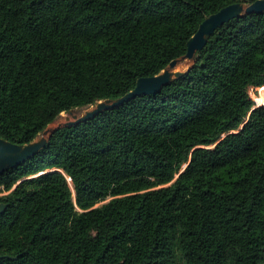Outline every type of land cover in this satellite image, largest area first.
Here are the masks:
<instances>
[{
	"label": "trees",
	"instance_id": "trees-1",
	"mask_svg": "<svg viewBox=\"0 0 264 264\" xmlns=\"http://www.w3.org/2000/svg\"><path fill=\"white\" fill-rule=\"evenodd\" d=\"M256 0H0V138L27 145L181 58L203 20ZM264 13L189 69L55 128L0 175V264H264Z\"/></svg>",
	"mask_w": 264,
	"mask_h": 264
},
{
	"label": "water",
	"instance_id": "water-1",
	"mask_svg": "<svg viewBox=\"0 0 264 264\" xmlns=\"http://www.w3.org/2000/svg\"><path fill=\"white\" fill-rule=\"evenodd\" d=\"M263 13L264 0H256L249 5L241 3L231 4L212 15H209L198 26V29L194 35L187 41L185 54L181 58L171 61L167 68H165L160 74L153 77L138 79L135 87L129 93L116 100H105L98 102L94 109L85 112L84 115L75 119L74 122H68L57 128L78 125L102 111L112 110L132 99H135L136 97L158 94L163 87L168 85L173 80L181 77L184 72L189 69L188 67L183 72L175 71V68L179 62L184 60L193 61L196 53L204 48L210 37L213 36L217 29L231 20L239 18L243 15H261ZM51 131L46 129L38 140H35L27 145H15L0 138V175L10 169L20 166L25 161L36 156L39 151L42 150L47 144V139L45 136ZM4 210L5 206L0 204V213H2Z\"/></svg>",
	"mask_w": 264,
	"mask_h": 264
},
{
	"label": "rangeland",
	"instance_id": "rangeland-1",
	"mask_svg": "<svg viewBox=\"0 0 264 264\" xmlns=\"http://www.w3.org/2000/svg\"><path fill=\"white\" fill-rule=\"evenodd\" d=\"M191 65V61H187V60H184V61H181L177 64L176 68H175V71H185L189 66ZM264 94V89L263 90H258V89H253L251 92H250V97L251 99L254 101V104L256 106H258V104L261 103V100L257 101V99H259V97ZM258 102V104H257ZM95 108V105L93 106H87V107H82V108H76V109H72L68 112H64V113H61L57 118L56 120L51 124L49 125L46 129L48 131H51L59 126H62L68 122H74L75 119L77 118H80L82 115H84L85 112L87 111H90L92 109ZM42 136V134H40L36 140H38L40 137Z\"/></svg>",
	"mask_w": 264,
	"mask_h": 264
},
{
	"label": "built area",
	"instance_id": "built-area-1",
	"mask_svg": "<svg viewBox=\"0 0 264 264\" xmlns=\"http://www.w3.org/2000/svg\"><path fill=\"white\" fill-rule=\"evenodd\" d=\"M259 89H260V88H259ZM259 89H258V90H259ZM252 90H253V88H250V89H249V91H248L249 96H250V92H251ZM250 98H251V97H250Z\"/></svg>",
	"mask_w": 264,
	"mask_h": 264
}]
</instances>
